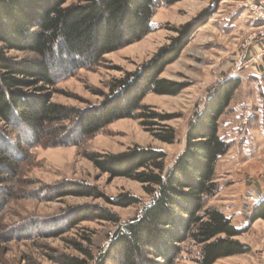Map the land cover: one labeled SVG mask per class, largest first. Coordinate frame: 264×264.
<instances>
[{"label": "trees", "instance_id": "trees-1", "mask_svg": "<svg viewBox=\"0 0 264 264\" xmlns=\"http://www.w3.org/2000/svg\"><path fill=\"white\" fill-rule=\"evenodd\" d=\"M66 1L0 0V214L6 199L13 197L8 182L16 178L18 165L27 156L23 145L30 149L44 136L59 144H74L103 125L128 117L139 120L155 139L166 144L176 141L174 128L165 123L172 114L154 110L141 98L148 92L174 95L183 88L158 75L191 35L183 32L185 24L177 28L183 34L175 43L172 39L174 48L161 47L139 70L113 80L104 102L88 117L52 102L47 88L76 69L96 64L104 53L140 39L152 30L157 8L178 0H76L64 5ZM206 15L203 19L210 14ZM10 51L32 55L18 58ZM224 83L220 90L226 89L225 97L221 100L219 93L189 121L185 145L171 166L166 167V153L152 147L87 154L101 171L141 183L151 198L126 221L119 222L115 213L105 210L102 219L117 227L104 249L95 253L90 236H82L81 242H71L81 256L60 253L58 264H178L179 253L185 250L180 244L194 248L199 264L248 251L237 238L242 230L222 210L207 205L219 191L214 173L217 159L232 144V139L218 134V115L228 106L240 77ZM257 110L253 107L246 121L264 133V103ZM64 194L96 196L99 190L81 183ZM250 216L264 220V194Z\"/></svg>", "mask_w": 264, "mask_h": 264}, {"label": "rangeland", "instance_id": "rangeland-1", "mask_svg": "<svg viewBox=\"0 0 264 264\" xmlns=\"http://www.w3.org/2000/svg\"><path fill=\"white\" fill-rule=\"evenodd\" d=\"M70 3L76 0H67L64 5ZM203 14L210 15L203 19ZM261 23L248 16L241 0H178L157 8L152 30L140 39L104 53L96 64L76 69L49 86L52 102L83 111L88 117L94 113V107L104 102L113 80L139 70L161 47L174 48L172 39L175 43L183 34L178 33L179 26L187 25L183 32L191 33L158 75L183 88L174 95L148 92L141 98V103L154 110L172 114L173 118L165 123L174 128L173 144L155 139L139 120L123 117L103 125L78 143L59 144L53 137L44 136L30 149L23 145L27 156L19 163L16 178L8 182L13 197L6 199L0 214L2 263L28 264L34 260L58 264L56 257L60 253L81 256L71 242H81L82 236H90L95 253L102 251L117 227L116 223L102 219L103 212L111 211L119 222L126 221L151 197L141 183L101 171L87 154L113 155L135 147H152L164 151L166 167L171 166L185 145L189 121L221 92L222 100L226 89L220 90V86L236 76L240 83L217 120L218 134L233 140L228 151L217 159L214 173L219 191L207 200V205L222 210L242 230L237 238L247 245L248 251L212 264H264V220L250 218L257 202L255 192H259V186L264 188V133L253 136L252 146L256 140L258 152L255 149L241 153L240 148V133L256 127L247 123L245 117L254 104L264 103L263 73H255L264 68V55L256 57L264 46V38L257 31ZM253 33L255 37L250 38ZM8 54L18 58L32 55L27 51ZM257 90L261 99L256 96ZM244 94L250 99L245 100L243 107L240 103ZM248 157L253 162L241 165ZM81 183L95 186L99 194H64L69 187ZM131 199L136 201L130 204ZM3 229L8 231L3 233ZM180 246L185 250L179 253L182 257L178 264H199L194 259L193 247Z\"/></svg>", "mask_w": 264, "mask_h": 264}, {"label": "crops", "instance_id": "crops-1", "mask_svg": "<svg viewBox=\"0 0 264 264\" xmlns=\"http://www.w3.org/2000/svg\"><path fill=\"white\" fill-rule=\"evenodd\" d=\"M260 69V72H257L255 71V73L261 75V73H264V68H259ZM244 83V82H243ZM240 87V86H239ZM255 87L257 88V85L255 84ZM237 91V90H236ZM258 92H256V96L259 97V99H261V95H260V91L257 90ZM260 95V96H259ZM249 98V96L247 94H244L243 95V101L240 103L241 106H245V100ZM250 99V98H249ZM261 102V101H260ZM260 103H257V104H254L253 106H255L254 108H257L258 110L256 112L259 111V107ZM249 106H251L250 103H248ZM251 110V109H250ZM249 115V114H248ZM246 118V117H245ZM244 118V119H245ZM246 131H242V133H240V137L242 138V141H241V144H240V148H241V153H244V152H248V153H252L254 152V150L256 149V151L258 152V144L255 140L253 146H252V141L254 140L253 139V136L256 134V135H259L261 136L262 133H263V130L261 127H255V128H248V129H245ZM229 139H232V138H229ZM233 140V139H232ZM257 147V148H256ZM250 150V152H249ZM240 151V150H239ZM238 151V152H239ZM238 154V153H237ZM251 162H253V158L252 157H248L247 159H244V161L241 162V165H248L250 164ZM262 189V190H260ZM255 198H254V201H258V199L264 194V188H261V186H259V192H255Z\"/></svg>", "mask_w": 264, "mask_h": 264}, {"label": "built area", "instance_id": "built-area-1", "mask_svg": "<svg viewBox=\"0 0 264 264\" xmlns=\"http://www.w3.org/2000/svg\"><path fill=\"white\" fill-rule=\"evenodd\" d=\"M241 7L248 14V16L256 21L262 22L258 27V33L264 38V0H241ZM253 33L250 38H254ZM257 58L264 55V46L258 50Z\"/></svg>", "mask_w": 264, "mask_h": 264}]
</instances>
